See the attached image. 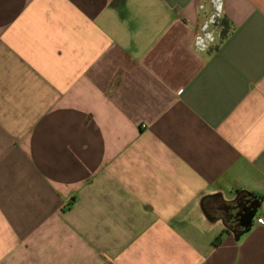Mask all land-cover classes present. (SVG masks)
I'll use <instances>...</instances> for the list:
<instances>
[{
	"label": "crops",
	"instance_id": "crops-1",
	"mask_svg": "<svg viewBox=\"0 0 264 264\" xmlns=\"http://www.w3.org/2000/svg\"><path fill=\"white\" fill-rule=\"evenodd\" d=\"M261 215L264 0H0V264H264Z\"/></svg>",
	"mask_w": 264,
	"mask_h": 264
},
{
	"label": "built area",
	"instance_id": "built-area-1",
	"mask_svg": "<svg viewBox=\"0 0 264 264\" xmlns=\"http://www.w3.org/2000/svg\"><path fill=\"white\" fill-rule=\"evenodd\" d=\"M214 2L221 0H213ZM221 10L217 8L216 12L207 20V22L203 25L202 30L195 37V46L199 50H203L204 46L207 44V50L216 42V40L221 38V31L219 30L220 24V14ZM207 33H211L214 37V43H208L206 39H200L206 36ZM204 51V50H203ZM259 221L264 225V216L261 215L259 217Z\"/></svg>",
	"mask_w": 264,
	"mask_h": 264
},
{
	"label": "flooded vegetation",
	"instance_id": "flooded-vegetation-1",
	"mask_svg": "<svg viewBox=\"0 0 264 264\" xmlns=\"http://www.w3.org/2000/svg\"><path fill=\"white\" fill-rule=\"evenodd\" d=\"M252 198L253 197L250 194H244L239 196L236 201L225 206L227 210L232 209L236 214V225L238 227H240L239 225L248 222L249 218L255 212L257 204L253 202Z\"/></svg>",
	"mask_w": 264,
	"mask_h": 264
},
{
	"label": "water",
	"instance_id": "water-1",
	"mask_svg": "<svg viewBox=\"0 0 264 264\" xmlns=\"http://www.w3.org/2000/svg\"><path fill=\"white\" fill-rule=\"evenodd\" d=\"M258 205L256 206L255 212L253 213V215L249 218L248 222L245 223V228L239 232V239L243 238L247 232L249 231V229L251 228V226L253 225V222L255 220V218L257 217L258 213H259V209H258ZM236 217V214L234 212H227L226 218H223L224 221H231L232 219H234ZM226 219V220H225Z\"/></svg>",
	"mask_w": 264,
	"mask_h": 264
},
{
	"label": "clouds",
	"instance_id": "clouds-1",
	"mask_svg": "<svg viewBox=\"0 0 264 264\" xmlns=\"http://www.w3.org/2000/svg\"><path fill=\"white\" fill-rule=\"evenodd\" d=\"M200 39H206V40L208 41L209 44L215 42V41H214V37L212 36L211 33H207L205 37L200 38ZM203 50H204V51H207V44L204 46V49H203Z\"/></svg>",
	"mask_w": 264,
	"mask_h": 264
},
{
	"label": "trees",
	"instance_id": "trees-1",
	"mask_svg": "<svg viewBox=\"0 0 264 264\" xmlns=\"http://www.w3.org/2000/svg\"><path fill=\"white\" fill-rule=\"evenodd\" d=\"M226 32V28L223 29V34Z\"/></svg>",
	"mask_w": 264,
	"mask_h": 264
},
{
	"label": "rangeland",
	"instance_id": "rangeland-1",
	"mask_svg": "<svg viewBox=\"0 0 264 264\" xmlns=\"http://www.w3.org/2000/svg\"><path fill=\"white\" fill-rule=\"evenodd\" d=\"M219 40H220V37L216 40V42L219 41Z\"/></svg>",
	"mask_w": 264,
	"mask_h": 264
}]
</instances>
